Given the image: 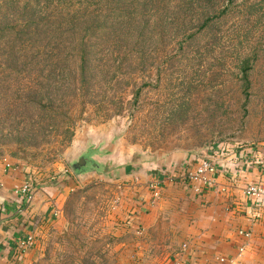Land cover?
Segmentation results:
<instances>
[{"label":"rangeland","instance_id":"1","mask_svg":"<svg viewBox=\"0 0 264 264\" xmlns=\"http://www.w3.org/2000/svg\"><path fill=\"white\" fill-rule=\"evenodd\" d=\"M180 154L264 163V0H0V165L57 214L25 264H181L192 205L129 187Z\"/></svg>","mask_w":264,"mask_h":264},{"label":"crops","instance_id":"2","mask_svg":"<svg viewBox=\"0 0 264 264\" xmlns=\"http://www.w3.org/2000/svg\"><path fill=\"white\" fill-rule=\"evenodd\" d=\"M192 159V156L180 154L163 169L149 166L141 180L138 175L130 178L129 187L141 192L135 197L145 199L150 192L146 187L155 183L166 204H174L175 198L182 197L183 202L192 205L187 214H183L184 228L188 229L184 234V238L188 237V247L181 264H230L229 260H233L232 264H264V210L245 195L248 184L264 182V163L240 158L235 169L233 163L225 161L223 165L229 169L218 167L215 189L198 185L200 191L196 192L194 183L187 177L197 165L191 164ZM126 175L127 170L115 173L116 178L129 181ZM26 180L20 172L6 173L0 165V264H14L18 241L28 235L36 237L46 226L38 224V215L48 222L57 215L48 204L44 206L45 203L38 201L36 193L33 201L27 203V197L17 190ZM52 186L60 194L64 190L56 183ZM44 190L45 193L52 192L48 188ZM219 258L228 259V262L223 263Z\"/></svg>","mask_w":264,"mask_h":264},{"label":"built area","instance_id":"3","mask_svg":"<svg viewBox=\"0 0 264 264\" xmlns=\"http://www.w3.org/2000/svg\"><path fill=\"white\" fill-rule=\"evenodd\" d=\"M5 171L14 172L16 169L12 166V164L7 163L5 166ZM218 167L208 160L199 161L198 164L187 173V177L190 182L194 183V189L196 192H199L200 189L198 185H203L210 189H215L217 186L216 176L218 175ZM150 188L153 192V196L155 199L161 196V192L155 183L150 185ZM21 195L27 197V203H31L34 198V191L32 186L26 182L22 188L17 189ZM245 195L255 203L256 206L262 208L264 210V182L259 181L256 183H250L245 189ZM246 236L249 237L248 234ZM35 244V237L33 235H28L18 241L16 251L18 256L14 260V264H25L24 256L28 253ZM243 248L241 252H243ZM221 262H228V259L219 258ZM230 264L234 263L233 260H229Z\"/></svg>","mask_w":264,"mask_h":264},{"label":"water","instance_id":"4","mask_svg":"<svg viewBox=\"0 0 264 264\" xmlns=\"http://www.w3.org/2000/svg\"><path fill=\"white\" fill-rule=\"evenodd\" d=\"M99 167L100 166L94 160L87 156L80 157L78 161L72 165V168L77 175L89 173Z\"/></svg>","mask_w":264,"mask_h":264},{"label":"trees","instance_id":"5","mask_svg":"<svg viewBox=\"0 0 264 264\" xmlns=\"http://www.w3.org/2000/svg\"><path fill=\"white\" fill-rule=\"evenodd\" d=\"M85 54H86V52L83 51V50H82V51L80 52V54H79V55L81 56V60L83 61V62H82V65H81L82 75H86V72H85V71H86V60H85ZM58 63H59V62H58ZM58 184H59V183H58ZM58 184H56V186H59V185H60V184H59V185H58Z\"/></svg>","mask_w":264,"mask_h":264}]
</instances>
